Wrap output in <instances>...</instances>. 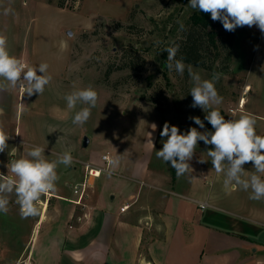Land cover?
I'll list each match as a JSON object with an SVG mask.
<instances>
[{"label": "rangeland", "instance_id": "obj_1", "mask_svg": "<svg viewBox=\"0 0 264 264\" xmlns=\"http://www.w3.org/2000/svg\"><path fill=\"white\" fill-rule=\"evenodd\" d=\"M188 4L189 0H0V34L7 37L10 54L26 67L47 63L52 77L41 95L29 96L22 87H5L13 92L20 110L14 117L6 116L13 117L14 126L22 132L20 136L9 132L2 157L15 160L26 154L28 146L38 145L45 148L48 160L65 151L74 158L71 166L57 168L56 190L37 202L39 215L22 218L14 193L6 194L10 203L9 211L0 213V264L97 263L86 257L77 260L80 255L65 252L79 248L89 225L85 219L90 221L89 211H97L99 200L105 202L104 212L110 211L112 200L104 186L114 176L110 172L127 175L123 166L115 168L102 158L112 160L119 155L123 162L126 149L136 157L145 151L148 158L151 145L158 140V151L167 139L160 135L165 122L181 133L192 127L213 131L204 120V110L190 107L193 81L189 66L202 80L219 76L215 87L222 103L215 107L225 119L250 114L256 120L257 134L264 136V33L256 26L232 32L222 27L218 30L219 49H210L206 61L209 69L185 63L181 76L169 70L165 49L183 38L197 11ZM6 7L14 14L5 15ZM0 83L6 82L0 78ZM88 86L98 93L97 105L85 124L74 125L75 112L87 105L70 110L64 96ZM194 116L204 121L203 129L189 119ZM85 137L89 140L83 147ZM211 148L198 141L195 149L209 166L200 174L202 184L220 193L229 207L224 208L232 209L234 202L247 204L250 224L256 223L251 220L260 223L257 213H264V200L249 199L250 190L226 188L224 173L215 171L207 155ZM156 151L153 162L165 166ZM88 165L103 170L99 180H89ZM244 168L246 174L255 171L251 162ZM171 172L176 175L172 167ZM0 173L11 175L1 169ZM87 175L85 192L81 187L76 191ZM86 210L89 218L84 217Z\"/></svg>", "mask_w": 264, "mask_h": 264}, {"label": "crops", "instance_id": "obj_2", "mask_svg": "<svg viewBox=\"0 0 264 264\" xmlns=\"http://www.w3.org/2000/svg\"><path fill=\"white\" fill-rule=\"evenodd\" d=\"M18 105L11 89H0V124L8 134L20 136L22 128L13 120ZM157 146L158 140L148 158L145 151L136 157L125 150L129 155L118 167L127 175L110 172L114 176L104 181L110 211L104 212L105 202L99 200L97 211H89L90 221L85 219L89 225L79 248L65 253L96 264H264V213H257L262 221L251 220L256 222L251 225L247 204L234 202L232 209L224 208L228 206L220 193L202 184L200 174L209 166L199 162L201 155L195 152L189 162L192 171L173 176L170 162H153ZM2 155L0 169L7 172L9 156ZM125 205L130 208L121 212ZM84 217L89 218L87 210ZM65 238L72 241L69 235Z\"/></svg>", "mask_w": 264, "mask_h": 264}, {"label": "clouds", "instance_id": "obj_3", "mask_svg": "<svg viewBox=\"0 0 264 264\" xmlns=\"http://www.w3.org/2000/svg\"><path fill=\"white\" fill-rule=\"evenodd\" d=\"M188 5L210 14L211 19L221 22L226 31L256 26L264 33V0H189ZM4 14H14V10L6 7ZM179 47V44H173L167 47L165 52L169 70L183 76L185 63L183 58H176ZM48 68L47 63L26 67L19 58L10 54L8 39L4 34H0V78L6 82L0 83V89L8 86L22 87L29 96L34 93L41 95L52 79ZM188 74L193 81L189 93L193 98L190 107L204 110V120L212 126L213 131L201 132L192 127L186 133H181L177 126H170L165 122L160 135L167 139L162 148L156 151L157 158L167 164L170 162V167L175 169L177 176H182L192 171L189 162L193 158L198 141H203L205 145L213 146L207 151V155L211 158L215 171L224 173L226 188L236 190L239 187L244 191L250 190L249 199L264 200V136L257 134L255 118L250 114H242L238 119H225L215 107L222 103V97L215 87L219 76L202 80L198 73L192 71L191 66L188 67ZM64 99L70 110L76 109L78 104L87 105L76 111L72 119L74 125H83L90 119L91 110L97 105L98 93L88 86L66 94ZM189 119L199 128L205 127L200 117ZM9 139L10 135L0 124V153L7 149ZM119 162V155L109 161L113 167L118 166ZM199 162L205 163L207 160L200 159ZM249 162L255 171L246 174L244 165ZM73 163L74 158L68 151L54 160H48L44 147L28 146L24 156L5 165L11 175L0 173V213L6 214L9 211L8 195L14 193L22 218L39 215L37 202L42 196L56 190L59 180L57 168L60 165L69 167Z\"/></svg>", "mask_w": 264, "mask_h": 264}, {"label": "trees", "instance_id": "obj_4", "mask_svg": "<svg viewBox=\"0 0 264 264\" xmlns=\"http://www.w3.org/2000/svg\"><path fill=\"white\" fill-rule=\"evenodd\" d=\"M223 27L219 21H213L210 14L197 10L185 28L184 36L175 44H179L177 59L183 58L184 63L203 69H209L206 61L210 49H219L218 30ZM230 35L227 34V39ZM230 43V42H229ZM207 45V46H206ZM218 53L216 54V57ZM229 59V56H227ZM228 67L226 66V70Z\"/></svg>", "mask_w": 264, "mask_h": 264}, {"label": "built area", "instance_id": "obj_5", "mask_svg": "<svg viewBox=\"0 0 264 264\" xmlns=\"http://www.w3.org/2000/svg\"><path fill=\"white\" fill-rule=\"evenodd\" d=\"M102 160L104 162H107L109 163L110 159L108 156H104L102 158ZM87 172H89V180L90 178L94 177V178H99L101 176V173L103 170L99 169V170H95L91 165H88L87 168H86ZM97 172L98 175H97ZM88 175L87 177L84 179V182L83 183H80L78 186L75 187L76 191L79 189V187H81L83 189L82 192H85V189L87 187V184H88ZM202 208H205V205H201ZM130 208V205H125L124 207L121 208V212H125L126 210H128Z\"/></svg>", "mask_w": 264, "mask_h": 264}, {"label": "water", "instance_id": "obj_6", "mask_svg": "<svg viewBox=\"0 0 264 264\" xmlns=\"http://www.w3.org/2000/svg\"><path fill=\"white\" fill-rule=\"evenodd\" d=\"M88 138L85 137L84 140H83V147H86L88 145Z\"/></svg>", "mask_w": 264, "mask_h": 264}, {"label": "bare ground", "instance_id": "obj_7", "mask_svg": "<svg viewBox=\"0 0 264 264\" xmlns=\"http://www.w3.org/2000/svg\"><path fill=\"white\" fill-rule=\"evenodd\" d=\"M99 172H97V175H98Z\"/></svg>", "mask_w": 264, "mask_h": 264}]
</instances>
